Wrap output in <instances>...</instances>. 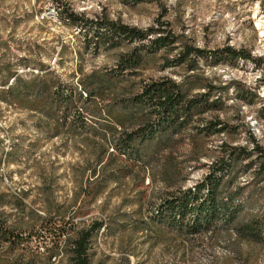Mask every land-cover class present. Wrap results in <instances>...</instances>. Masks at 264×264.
I'll use <instances>...</instances> for the list:
<instances>
[{"label": "rangeland", "instance_id": "obj_1", "mask_svg": "<svg viewBox=\"0 0 264 264\" xmlns=\"http://www.w3.org/2000/svg\"><path fill=\"white\" fill-rule=\"evenodd\" d=\"M66 6L88 18L108 17L143 29L160 20L167 30L207 50L229 45L250 51L257 62L205 66L197 75L216 86L234 83L261 99L248 105L230 88L225 110L205 116L229 124V131L208 138L188 128L140 166L111 159L117 155L110 145L111 120L100 109L123 86L137 90L161 78L182 82L188 78L183 68L163 69L160 58L152 60L140 75L105 89L96 116L82 119L84 127H66L56 137L39 113L0 97V261L23 254L25 264L32 259L40 264L58 245L50 264H77L71 242L98 222L102 227L90 245V264H264V241L241 228L252 216H264L256 154L253 169L244 171V161L235 170L232 191L238 190L240 213L231 225L189 236L153 217L168 193L192 188L206 177L211 164L225 155L222 147L251 150L252 138L264 147V0H0V63L11 62L29 76L42 61L75 86L94 71L115 68L127 48L86 53L79 31L61 18ZM53 9L56 15L50 14ZM174 168L177 178L170 182Z\"/></svg>", "mask_w": 264, "mask_h": 264}, {"label": "trees", "instance_id": "obj_2", "mask_svg": "<svg viewBox=\"0 0 264 264\" xmlns=\"http://www.w3.org/2000/svg\"><path fill=\"white\" fill-rule=\"evenodd\" d=\"M61 16L65 23L79 31L86 53L119 47L127 49L118 56L115 68L94 71L84 76L78 86L64 80L55 68L42 61L37 72L29 76L19 74L11 62L0 63V75L3 76L0 97L21 110L39 113L49 127L55 128V137L66 127H84L82 119L85 115L96 116L94 111L100 105L97 99H104L105 89L120 86L129 77L140 75L156 58L163 61V69L183 68L188 78L182 82L172 78L153 79L142 83L137 90L123 86V92H118L107 105L99 108L111 120L108 133H112L114 141H105H110L117 153L111 158L113 161L122 157L124 162L146 165L166 150L165 143L171 137L191 127L197 134L208 138L229 131V124L207 120L205 116L225 110L232 87L243 103L251 105L256 103L257 98L261 99L250 89H240L234 83L216 86L197 75L205 66L234 65L241 60L257 62L250 51L229 45L216 50L197 47L167 30V24L160 20L143 29L103 16L88 18L67 6ZM61 49L59 56L62 58L66 46L62 44ZM61 61L56 60L55 63ZM69 118H72L70 124ZM118 128L121 130L118 131ZM251 144V150L243 146L222 147L225 155L211 164L206 177L192 188L168 193V198L157 212L159 216H153L154 219L160 218L171 229L189 236L212 233L218 225L234 223L240 213V205L235 202L238 190L232 191L235 170L244 161H247L244 171L253 169L256 161L252 158L256 154L260 163L255 178L264 182V147L255 138H252ZM169 172L168 181L171 182L177 178V171L174 168ZM101 227V223L93 222L89 228L78 232L70 245L74 263L90 264V245ZM241 228L252 238L264 241V216H252L242 223ZM59 247L53 248L50 256L46 254L45 258H40V264H50ZM32 261L28 263L33 264ZM0 264H3L2 260ZM5 264H25L24 255L9 258Z\"/></svg>", "mask_w": 264, "mask_h": 264}, {"label": "built area", "instance_id": "obj_3", "mask_svg": "<svg viewBox=\"0 0 264 264\" xmlns=\"http://www.w3.org/2000/svg\"><path fill=\"white\" fill-rule=\"evenodd\" d=\"M50 14H51V15H56L57 12H55V10H52V11L50 12Z\"/></svg>", "mask_w": 264, "mask_h": 264}, {"label": "bare ground", "instance_id": "obj_4", "mask_svg": "<svg viewBox=\"0 0 264 264\" xmlns=\"http://www.w3.org/2000/svg\"><path fill=\"white\" fill-rule=\"evenodd\" d=\"M53 10H55V9H53ZM55 12H56V10H55ZM264 32V30H262V33Z\"/></svg>", "mask_w": 264, "mask_h": 264}]
</instances>
